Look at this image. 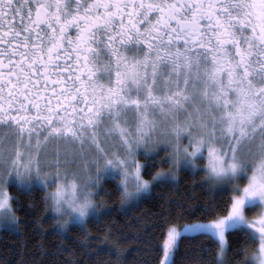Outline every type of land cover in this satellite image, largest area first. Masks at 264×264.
Instances as JSON below:
<instances>
[{"label":"snow or ice","instance_id":"6c2138e0","mask_svg":"<svg viewBox=\"0 0 264 264\" xmlns=\"http://www.w3.org/2000/svg\"><path fill=\"white\" fill-rule=\"evenodd\" d=\"M180 170L211 197L161 225L158 264L182 234L225 264L229 230L264 264V0H0V220L13 186L53 183L63 230L102 211L105 176L131 206Z\"/></svg>","mask_w":264,"mask_h":264},{"label":"trees","instance_id":"16d2710c","mask_svg":"<svg viewBox=\"0 0 264 264\" xmlns=\"http://www.w3.org/2000/svg\"><path fill=\"white\" fill-rule=\"evenodd\" d=\"M155 159L146 164L145 174L149 167L153 172L159 167ZM202 175L180 170L174 182L155 185L131 206L121 205L117 181L105 177L97 192L102 211L88 217L87 223H74L62 231L51 208L45 205L44 186L32 185L30 191L13 186L9 190L19 198L13 201L18 229H0V264H158L161 225L211 197L193 187ZM228 239L231 247L225 264L234 260L242 264L244 253L234 256L232 247L244 243L251 252L252 242H245L235 230H229ZM216 247L208 236L182 235L172 259L174 264H216L211 251Z\"/></svg>","mask_w":264,"mask_h":264},{"label":"rangeland","instance_id":"374dc122","mask_svg":"<svg viewBox=\"0 0 264 264\" xmlns=\"http://www.w3.org/2000/svg\"><path fill=\"white\" fill-rule=\"evenodd\" d=\"M185 142H186V141H185ZM162 148H163V146L161 145V148L158 149L160 156H163V155H164V151L162 150ZM115 150L118 151V152L122 151L121 148H116ZM161 154H162V155H161ZM137 158H138L139 160L143 161L145 164H147V163L149 162L150 159H153V158H155V157H153L151 154H149V156H148L147 159H146V158H145V155L143 154V150H140V151L138 152ZM102 162H103V161L101 160V163H102ZM203 163H204V161H203ZM159 167L167 168L168 166L166 167V166H163V165H160V164H159ZM159 167H158V168H159ZM91 168H92L93 173H94V172H95V169H96V166H95L94 164H92V165H91ZM109 176H110V175H109ZM105 177H108V176H105ZM105 177H104V178H105ZM101 181H102V180H101ZM100 184H101V183H100ZM33 185L43 186V185H41V184H39V183H34ZM54 186H55V185H54L53 183H49L48 186H47V188H46V190L48 191V190L52 189ZM99 187H100V186H99ZM99 187L96 189V193L98 192ZM148 193H149V192H148ZM148 193H146V194H148ZM146 194H145V195H146ZM93 199L97 202V208L100 209L99 205H101V204H100V203H101V202H100L101 198L99 197V195H97V194L94 195ZM50 210H51V209H50ZM51 213L55 215V217L57 218V220H58V219H60V220L67 219L66 217H63V216L58 217L57 214H55V213L52 212V210H51ZM97 214H98V213H97ZM97 214H92V215H90V216H95V215H97ZM90 216H89V217H90ZM74 223H77V224L82 225V223H79L78 221L73 220V221H70V222L68 223L67 226H69V225H71V224H74ZM15 224H17V222H16V223H12L11 221L0 220V229H1V228H12V229L17 230V229H18V224H17V226H16ZM83 224H84V223H83ZM58 228H59L60 231H62L61 228H60V226H59V224H58ZM64 229H65V228H64ZM64 229H63V230H64ZM182 235H183V234H182Z\"/></svg>","mask_w":264,"mask_h":264}]
</instances>
